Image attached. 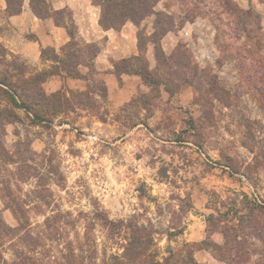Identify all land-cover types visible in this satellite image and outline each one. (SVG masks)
<instances>
[{"label":"rangeland","instance_id":"rangeland-1","mask_svg":"<svg viewBox=\"0 0 264 264\" xmlns=\"http://www.w3.org/2000/svg\"><path fill=\"white\" fill-rule=\"evenodd\" d=\"M231 1L245 22L238 33L239 18L223 0L157 4L173 18L170 40L177 39L191 65L169 68L155 54L158 76L171 78L172 87L183 84L174 96L164 86L160 96L150 89L111 112L98 88L90 98L68 92L76 108L54 123L31 124L23 109V122L7 123L4 145L15 162L2 172L26 200L28 231L42 245L40 264H76L80 255V264H103L106 254L122 251L125 234L112 237L100 215L153 227L161 255L168 254L169 229L202 219L219 252L237 244L250 255L241 264L264 262V0ZM70 11L64 9V20L71 26ZM147 19L154 27L156 16ZM5 24L0 10V34ZM77 38L83 40L79 30ZM51 65L29 64V73ZM6 105L0 98V108ZM1 193L0 214L16 227ZM185 243L181 234L171 245L186 255Z\"/></svg>","mask_w":264,"mask_h":264},{"label":"trees","instance_id":"trees-1","mask_svg":"<svg viewBox=\"0 0 264 264\" xmlns=\"http://www.w3.org/2000/svg\"><path fill=\"white\" fill-rule=\"evenodd\" d=\"M5 1L7 3L6 12L8 15L22 12L24 0ZM160 1L93 0V4L100 7L101 14L99 22L104 29H120L128 21H132L139 27V54L115 61L113 71L119 77L123 74L140 75L145 84L151 90H156L159 96L161 94V88L164 86L172 97L177 89L183 87V84L178 83L175 87H172L171 78H160L158 76L159 64L155 68H151L150 61L147 57L148 44L152 42L155 45L157 61L159 63L163 62L169 68L177 65L190 68L191 65L186 63V54L181 50V44L176 47L175 52L171 55L166 54L162 47V38L173 29L174 20L169 13L156 10V6ZM223 2L225 9L236 14L239 18V21L236 23L235 32L238 33L240 30L244 31L245 22L241 20V15L237 14L239 8L231 0H223ZM31 7L39 18L52 16L58 25L64 26L67 29L70 40L62 47L61 53L55 48L43 47L42 58L52 61L51 69L38 71L34 75H30L29 73V64L25 61L19 62V56L12 54L0 40V98L8 102V105L0 108V192H2L1 197L3 201L19 220V225L13 227L0 214V264H40L37 254L39 253L38 248L42 246L37 236L28 231V207L26 208V200L21 197V189L17 188L15 190L11 187V184H7L2 172V165L6 164V162H15V159L10 155L9 150L4 145L3 139L6 133L7 123L24 121L18 109L25 111L27 117L31 120V124L49 125L54 123V120L60 114H67L68 111L76 108L68 92H71L72 95H81L90 98L98 88L100 97L103 98L109 107L107 86L96 77L98 70L95 65V59L100 52V45L98 43H89L84 39L82 41L78 40V26L71 11L69 13V18L72 22L70 26L65 23L64 9L53 10L48 0H31ZM152 15L156 16L154 32L148 35L146 28L142 27V23ZM10 57L12 58L11 61L9 60ZM2 65H4V68L1 67ZM81 67L87 68L88 71L83 73ZM53 75L85 78L88 80V89L86 91L62 90L48 93L44 88V83ZM187 81L186 83H190V80ZM30 89L32 90L31 93L27 91ZM136 98L127 104L134 103ZM106 111L109 112L108 108ZM101 119L103 121L107 120L104 116ZM138 123L136 121L134 125ZM4 183L7 185L2 187ZM254 205L255 209L262 206L260 204ZM100 217L103 219V224L111 232L112 237L116 234H125V241L121 245L122 251H118L109 256L106 254L103 259V264H179L177 258H181L183 264H198L195 260L194 253L197 249L201 248L210 250L217 258L225 261L227 264H241L250 258V255L243 256L238 252L237 244L234 246V244L228 245L227 243L228 247L224 251L219 252L218 248L220 246L210 239V232H207L205 239L200 243L186 242V248L184 250L186 251V255L182 253L177 254L171 242L173 237H179L184 233L186 226L169 229L167 231L166 238L169 241L167 246L168 254L161 255L156 243V231L153 227L139 223L134 218L113 221L103 215H100ZM246 217L243 214L240 216L239 226L243 224ZM214 218V214H211L207 216V221L211 222ZM262 237L259 236L261 239ZM261 256L264 261V254H261ZM84 260L85 256L80 255L79 259H75V263L80 264ZM256 263L264 264L262 259Z\"/></svg>","mask_w":264,"mask_h":264},{"label":"crops","instance_id":"crops-1","mask_svg":"<svg viewBox=\"0 0 264 264\" xmlns=\"http://www.w3.org/2000/svg\"><path fill=\"white\" fill-rule=\"evenodd\" d=\"M48 1L55 10L65 8L72 10L82 38L89 43L100 45V52L95 59L98 70L96 77L107 86L111 112L117 111L123 105L131 102L141 92L150 91L151 88L145 84L140 75L123 74L119 77L113 71L115 61L139 54V27L135 23L128 21L120 29H104L99 22L100 7L93 4V0ZM6 9V1L0 0V10L4 14L6 22L4 32L0 34V40L12 54L18 55L29 64L39 65L42 63L43 47H53L60 51L70 40L67 29L58 25L54 18H39L31 8L30 0H25L23 10L19 14L8 15ZM144 22H148V19ZM144 22L142 26H146L148 35H151L154 32L152 19L149 25ZM186 34L188 35L190 32L187 31ZM171 36L172 30L162 38V46L168 55L173 52L178 43L177 39L171 41ZM147 56L151 68H153L155 45L152 42L148 44ZM81 70L83 73L88 71L85 67H81ZM44 88L48 93L62 90L86 91L88 80L81 77L53 75L44 83ZM167 94L169 97V92ZM182 237L186 242H202L206 237L204 221L200 219L190 222ZM194 257L198 264H227L205 248L197 249Z\"/></svg>","mask_w":264,"mask_h":264}]
</instances>
